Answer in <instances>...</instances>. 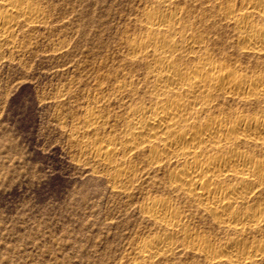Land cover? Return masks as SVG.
Instances as JSON below:
<instances>
[{
	"label": "rangeland",
	"instance_id": "rangeland-1",
	"mask_svg": "<svg viewBox=\"0 0 264 264\" xmlns=\"http://www.w3.org/2000/svg\"><path fill=\"white\" fill-rule=\"evenodd\" d=\"M29 1L44 19L22 22L12 42L0 43V264H133L143 259L137 244L161 233L143 210L153 197H171L184 208L185 223L216 244L231 237L169 188L168 169L147 171L136 156L138 181L120 192L112 184L114 170L85 145L124 128L125 106L113 89L124 73L140 72L126 42L143 33L142 13L155 0ZM249 1L175 5L189 10L216 58L256 74L264 70V57L242 48L238 30L222 13L228 3ZM237 100L226 105L248 114L264 111V102ZM93 111L104 124L86 132ZM255 237L264 239V233ZM190 251L156 264H209ZM259 260L248 264H264V256Z\"/></svg>",
	"mask_w": 264,
	"mask_h": 264
},
{
	"label": "bare ground",
	"instance_id": "bare-ground-1",
	"mask_svg": "<svg viewBox=\"0 0 264 264\" xmlns=\"http://www.w3.org/2000/svg\"><path fill=\"white\" fill-rule=\"evenodd\" d=\"M175 1L155 0L142 13L143 33L126 42L140 72L124 73L113 89L125 106L121 133L85 145L114 170L120 192L138 181L133 159L142 156L145 170L168 169L169 188L233 234L216 244L185 223L184 208L171 197H153L143 210L161 233L137 244L143 259L133 264H156L183 248L209 264L261 261L264 239L255 236L264 233V111H233L226 103L264 102V70L244 73L216 58L205 31ZM42 13L29 0H0V43L12 42L17 26L41 21ZM222 13L242 48L264 57V26L256 21L264 20V0L228 3ZM88 116L86 132L98 131L103 117Z\"/></svg>",
	"mask_w": 264,
	"mask_h": 264
}]
</instances>
